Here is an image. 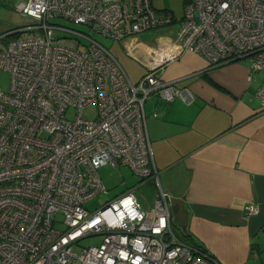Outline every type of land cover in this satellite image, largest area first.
Instances as JSON below:
<instances>
[{
  "label": "built area",
  "instance_id": "2783aa9c",
  "mask_svg": "<svg viewBox=\"0 0 264 264\" xmlns=\"http://www.w3.org/2000/svg\"><path fill=\"white\" fill-rule=\"evenodd\" d=\"M18 10L36 24L0 33V70L10 76L0 89V264H220L175 235L146 127L147 100L189 104L191 91L162 80L161 67L131 81L94 38L168 27L171 13L151 0H26ZM176 23L180 46L210 68L245 60L250 74L264 73V0H188ZM256 96L264 111V79ZM91 107L95 118H84ZM105 165L151 182V207L127 190L86 209L107 192Z\"/></svg>",
  "mask_w": 264,
  "mask_h": 264
},
{
  "label": "crops",
  "instance_id": "0c3cea01",
  "mask_svg": "<svg viewBox=\"0 0 264 264\" xmlns=\"http://www.w3.org/2000/svg\"><path fill=\"white\" fill-rule=\"evenodd\" d=\"M177 30L157 28L145 40L128 36L114 41V52L131 81L161 67L157 76L192 93L189 104L157 98L144 103L175 235L220 264H247L252 240L264 230V111L256 96L264 73L250 74L245 60L210 68L180 46ZM251 205L257 214L245 213Z\"/></svg>",
  "mask_w": 264,
  "mask_h": 264
},
{
  "label": "rangeland",
  "instance_id": "374dc122",
  "mask_svg": "<svg viewBox=\"0 0 264 264\" xmlns=\"http://www.w3.org/2000/svg\"><path fill=\"white\" fill-rule=\"evenodd\" d=\"M17 1L19 0H0V33L7 32L13 29L26 28L28 26L36 24V22L26 16L20 14L18 10ZM26 2V0H22ZM188 0H151V5L156 10H165L171 13L176 22L180 21L184 13V5ZM174 22L173 27H177L178 23ZM59 24L66 27L74 28L80 31L86 30L84 26H76L70 22L59 20ZM33 33L38 34V30H33ZM32 33L24 32L23 35H29ZM155 31H148L143 34H139L144 40L145 38H152L155 35ZM94 38L106 49L111 51L115 56L113 45L114 41L108 40L100 35H95ZM262 73V72H261ZM134 81V80H133ZM10 85V76L8 73L0 70V89L7 91ZM95 108H87L83 111L82 116L86 119L95 118ZM74 113L69 111L67 113L68 118H72ZM98 174L106 193L100 192L93 199L85 203V208L89 211H94L100 208L104 203L112 200L117 195L121 193L132 190L135 196L138 198L139 202L143 206L145 205L151 207L155 188L150 189L146 185L138 186V179L135 177L131 171L125 167L120 166L115 168L111 165H105L98 169ZM149 207V208H150ZM100 237L88 238L82 241V246L89 244H97L100 242ZM253 245V255L249 259L247 264H264V230L259 232L252 240Z\"/></svg>",
  "mask_w": 264,
  "mask_h": 264
},
{
  "label": "trees",
  "instance_id": "16d2710c",
  "mask_svg": "<svg viewBox=\"0 0 264 264\" xmlns=\"http://www.w3.org/2000/svg\"><path fill=\"white\" fill-rule=\"evenodd\" d=\"M199 249H201V248H199ZM201 250H203V251H205L204 249H201ZM206 252V251H205ZM210 255V254H209Z\"/></svg>",
  "mask_w": 264,
  "mask_h": 264
},
{
  "label": "water",
  "instance_id": "95a60500",
  "mask_svg": "<svg viewBox=\"0 0 264 264\" xmlns=\"http://www.w3.org/2000/svg\"><path fill=\"white\" fill-rule=\"evenodd\" d=\"M172 210H174V207L172 206Z\"/></svg>",
  "mask_w": 264,
  "mask_h": 264
}]
</instances>
